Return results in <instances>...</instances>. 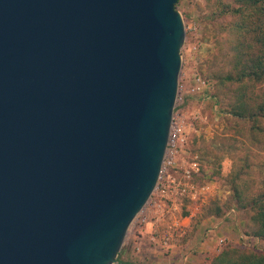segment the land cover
I'll return each mask as SVG.
<instances>
[{
	"label": "water",
	"instance_id": "obj_1",
	"mask_svg": "<svg viewBox=\"0 0 264 264\" xmlns=\"http://www.w3.org/2000/svg\"><path fill=\"white\" fill-rule=\"evenodd\" d=\"M178 0H0V264H116L159 180Z\"/></svg>",
	"mask_w": 264,
	"mask_h": 264
},
{
	"label": "rangeland",
	"instance_id": "obj_2",
	"mask_svg": "<svg viewBox=\"0 0 264 264\" xmlns=\"http://www.w3.org/2000/svg\"><path fill=\"white\" fill-rule=\"evenodd\" d=\"M221 4H228L231 8L237 6L234 0H179L176 5L185 26L179 84L189 88L194 86L197 77L209 84L204 95L186 94L182 103L176 102L174 111H181L187 136L186 154L181 159L199 164L203 176L196 175L197 182H212L218 187L217 193L208 196L204 203L180 198L177 213L187 215L199 208L196 216L205 217L206 212L213 211L216 206L225 212L233 209L235 218L240 220L236 228L240 239L238 244L228 245L240 246L244 237L248 243L254 241L248 237L255 226L250 221L252 212L238 207L234 192L236 188L242 196L250 197L261 190L264 181V117L251 121L230 113L238 86L223 82V78L236 71L235 57L240 52L237 45L242 43L245 46L250 40L235 34L231 28L235 18L229 14L220 15ZM263 93L264 83L249 85L245 99L251 105H257L261 103ZM237 173H241L240 179L233 185ZM151 198L158 199L154 192ZM148 203L131 224L121 250L129 246L139 227L144 226H141L140 219L149 209ZM150 215L148 221L154 228L160 231L166 228L169 215L159 223H156L158 215ZM247 250L264 252V240L248 245Z\"/></svg>",
	"mask_w": 264,
	"mask_h": 264
},
{
	"label": "trees",
	"instance_id": "obj_3",
	"mask_svg": "<svg viewBox=\"0 0 264 264\" xmlns=\"http://www.w3.org/2000/svg\"><path fill=\"white\" fill-rule=\"evenodd\" d=\"M234 1L237 4L235 8H231L228 4H221L220 15L229 14L234 17L235 20L231 24L232 30L235 34L248 38L250 42H247L245 46L242 43L237 45L240 52L235 57L236 71L233 74H227L223 82L238 86V95L231 106L230 113L240 119L254 121L258 117H264V93L261 103L257 105H251L245 99V94L249 85L264 83V0ZM240 175L241 173H237L233 177V185L240 179ZM201 176H203L202 169H200L199 178ZM234 193L238 207L252 212L250 221L255 229L248 238L264 240V181L261 184V190L250 197L242 196V192L236 188ZM225 213L216 206L213 211H207L206 215L223 216ZM120 256L121 252L118 254V264H120ZM210 264H264V252L247 250L245 245H227L212 258Z\"/></svg>",
	"mask_w": 264,
	"mask_h": 264
},
{
	"label": "crops",
	"instance_id": "obj_4",
	"mask_svg": "<svg viewBox=\"0 0 264 264\" xmlns=\"http://www.w3.org/2000/svg\"><path fill=\"white\" fill-rule=\"evenodd\" d=\"M179 200L171 196L161 201L150 216L162 211V219L156 220L159 223L169 215L166 228L160 231L150 221L139 227L134 240L121 250L120 264H210L218 253L219 238H225L227 245L239 243L236 228L240 220L235 218V212L230 216L225 213L223 216L203 217L200 214L197 217L199 208H196L190 214L182 215L177 213ZM210 228H213L211 232Z\"/></svg>",
	"mask_w": 264,
	"mask_h": 264
},
{
	"label": "built area",
	"instance_id": "obj_5",
	"mask_svg": "<svg viewBox=\"0 0 264 264\" xmlns=\"http://www.w3.org/2000/svg\"><path fill=\"white\" fill-rule=\"evenodd\" d=\"M208 87L209 84L200 77H197L194 86L189 88H184L179 84L176 102L180 101L182 103L184 95L186 94L204 95ZM186 141V127L183 115L180 110L174 111L165 157L159 180L154 190V195H156L158 199L155 201V199L150 198L148 203L149 209L140 219L141 226L148 222L149 215L156 211V208H159L161 201L171 196L177 198L186 197L192 201L204 203L208 196L215 194L217 188L214 183L196 181V175L200 173L199 164L196 161L181 159V157H184L186 154ZM234 212L235 211L231 209L226 212V216H230ZM157 215V219L160 220L163 217V212H158ZM212 229L213 228H210L209 232H211ZM253 243L256 244L257 240L254 239L253 242L248 243L245 237L243 238V245L248 246ZM225 246H227V240L225 238H219L217 240L218 251H221Z\"/></svg>",
	"mask_w": 264,
	"mask_h": 264
}]
</instances>
